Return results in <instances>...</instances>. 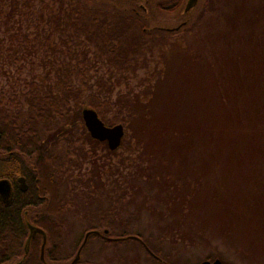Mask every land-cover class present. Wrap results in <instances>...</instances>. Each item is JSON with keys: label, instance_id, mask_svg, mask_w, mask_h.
Masks as SVG:
<instances>
[{"label": "rangeland", "instance_id": "rangeland-1", "mask_svg": "<svg viewBox=\"0 0 264 264\" xmlns=\"http://www.w3.org/2000/svg\"><path fill=\"white\" fill-rule=\"evenodd\" d=\"M91 1L118 10L132 7L147 23L148 29H179L188 18L194 23L202 13L204 16L200 23L191 25L194 32L185 43L164 55L153 52L141 56L134 71L119 73L97 60L91 49L85 50L88 59L83 61V66L89 83L93 84L100 76L109 80L113 85L111 101L125 94L133 98L138 96V112L152 106L151 113L150 110H147L149 113L145 112V116L152 119L141 114L138 119L145 118L144 123L137 121L132 126L134 129L130 126L126 139L128 145H122L110 154L102 143L86 141L81 146V140H77L73 145L81 146L84 151L77 158L73 155L69 157L71 166H65L63 172L66 183L62 187L66 195V252L69 253L77 243L79 248L86 235L82 224L85 220L82 221L79 215L83 212L81 191L88 193L89 190L92 199L87 200L85 207H90L94 216L100 217V212L107 213L111 208L110 217L116 216L115 220L120 224L129 223L128 231L138 232L152 241L162 236V254L173 263L200 264L208 261L213 264V261L219 260L221 264H264V209L255 211L253 200L248 196L255 193L257 184L264 180V154L257 152L258 159L253 158L250 151L240 153L243 157L229 155V143L225 145V142L215 139L214 144L209 146L210 139L203 138L206 144L203 147L201 139L187 136L182 130L199 124L205 131L206 122L213 118H221L228 123L230 112L243 108V102L238 100L221 101L225 90L214 83L223 72L226 82L237 88L239 86L234 82L233 72L240 70L243 76L251 79L257 70L262 71L264 43L260 41H263L264 22L255 21L251 25L253 17L249 14L250 9L256 8L259 3L256 0H198L191 10L185 12L188 0H183L177 12L166 13L156 5L171 0ZM211 8L212 11H209ZM55 12L52 0H0V89L7 101L13 96L22 100L28 91L25 84L29 82H35L39 90L44 91V85L52 81L56 65L60 63L56 61L68 60V49L65 47L72 49L73 46L68 40V33L62 34L51 21L50 16ZM225 33L227 38L222 39ZM211 35L213 42L209 40ZM190 47L198 51L200 48L207 62L210 60L215 68L196 64L194 56L186 54ZM222 48L229 58L227 70L214 59L216 56L220 59L223 57ZM79 58L78 55L77 60ZM75 62L79 65L82 59ZM247 92L252 94L248 95L250 99L260 101L258 90ZM245 94L240 96L247 100ZM117 111L112 107L106 114V120L110 121ZM254 124L259 125L260 129L264 127V121L259 123L258 119ZM172 126L184 136L176 133L179 136L170 138L174 142L170 144L164 136L159 135V131L162 133L165 128L173 130ZM261 131L264 132V128ZM230 133L239 138L242 131L230 129ZM255 141L257 147L264 149L263 138L256 136ZM211 156L219 160L220 167H216V160L209 163ZM229 157L241 158L237 161V167L233 166L232 160L225 159ZM194 160L198 161L195 166ZM247 163L249 169H243L241 165ZM195 174L200 177L198 184H192L187 189L193 193L194 187H197L194 196L184 191L187 185L181 188V184L185 183L180 181L188 177L191 183L190 178ZM148 175L155 179L153 184L148 183ZM88 180L92 185H98L87 189L85 185ZM211 184L216 188L215 193L221 192L212 198L216 202L201 197L202 190ZM97 188L103 189V194H97ZM242 199L248 202L243 215L245 219L252 220L232 218ZM215 205L229 206L230 211L223 213L219 208L214 210ZM105 231L101 229L97 232L112 241L114 238L104 235ZM75 254L76 251L72 257ZM122 255L128 264H153L142 251H123ZM81 258L91 264H122L112 246H105L99 241L90 243L84 253L81 251Z\"/></svg>", "mask_w": 264, "mask_h": 264}, {"label": "trees", "instance_id": "trees-1", "mask_svg": "<svg viewBox=\"0 0 264 264\" xmlns=\"http://www.w3.org/2000/svg\"><path fill=\"white\" fill-rule=\"evenodd\" d=\"M52 1L56 7V14L50 16L52 18L51 21H53L55 28L60 30L62 34L68 33V40L73 48L65 47L68 49L69 58L66 62L62 60L56 61V63H60L56 65L52 81L44 85V91H40L38 84L35 82H29L25 84L28 87V91L24 94L22 100L13 96L7 101L0 89V146H2L1 149L4 151H17L23 154L33 153L39 159L37 161L39 164L36 176L38 184L32 186L31 191L25 195H31L33 199H36V189H38L40 195L47 197V204L34 208V212L37 214L36 225L42 229L46 237L44 258L45 261L51 264H64L72 258L73 253L78 249V243L74 245L69 253L64 248V230L67 225L64 219L66 214L64 197L66 195L62 190V187L66 184L63 180L64 167L67 166L68 168L71 166L69 162L72 161L71 159L69 160V157L72 158L71 156L73 155L77 158L84 151L81 148L83 144L87 142L91 144L99 143L93 140L86 130L82 120V110L85 108L94 110L106 126L122 125L125 130L121 143L122 146L127 144L126 139L129 137L128 130L130 126H134L137 121L144 123L145 118L143 120H139L138 118L143 113L144 117H146L145 112L149 113L147 110H150L151 113L152 109V106L150 109L144 107V111L138 112L140 100L137 99L138 96H134L136 99L134 101V98L130 94L117 96L114 101H111L113 85L109 80L103 79L101 76L93 84H90L87 79V71L83 66V61L88 59L87 51L85 50L91 49L93 56L97 60L108 64L110 68L119 73L134 71L141 56L153 52L164 55L168 50L172 51V49L178 48L179 45L185 43L188 36H191L194 32V26L191 27V25L200 23L204 13L199 17V20H193L194 23L188 18L185 23L183 22L179 26L180 28L177 31L168 32L162 29H148L147 23L132 10V7L128 10H118L109 6L93 4L91 0ZM128 1L131 2L132 0ZM256 2L259 5L249 11V14L253 17L251 25H254L255 21L258 23L264 22V18L262 19L264 0H256ZM133 3L130 5H133ZM182 4L183 0H171L158 3L156 6L163 12L175 13L181 8ZM209 11H212V8ZM225 34L226 36L222 39L227 38V33ZM262 39L263 41H259L264 43V30ZM209 40L213 42L212 35L209 36ZM0 44H2V41H0ZM198 49L199 51L191 48L186 54L191 53L196 60V64L199 63L203 67H205L204 64H207L209 67L213 66L215 68L210 60L207 62L200 48ZM75 50H77L76 53ZM225 52L226 50L222 48L223 57L220 59V57L216 56L214 59L217 62H221L223 68L227 70L229 58L226 54L227 52ZM78 55L82 59L79 65L78 62L73 63L80 59L77 60ZM211 58L213 57L211 56ZM218 78L215 79L214 85L225 90L221 101L226 103L231 100H238L243 102V108L230 112V115L227 116L228 123H224L221 118L220 120L213 118L206 122L205 131L199 124H194L182 130L187 136L201 139L203 147L206 145L203 138L210 139L209 146L214 144L215 139H217V141L225 142V145L229 143V151L227 152L229 155L243 157L240 153L250 151L251 156L258 159L259 156L257 157L256 155L258 154L256 153L261 152V154H264V149L256 146L255 138L258 136L264 140V132L261 131L264 127L260 129V126L255 125L254 121L257 119L259 123L264 121V67L262 71L257 70V74L253 73L251 79H249V76H243L240 70L233 72L234 82L239 86L237 88L233 84L226 82L223 72ZM253 90L259 91L260 101L256 102L255 99L248 97V95L252 96V94H248L247 91L251 92ZM244 93L248 97L247 100H244L245 97H242V95L240 96V94ZM112 107L118 110L117 115L112 117L110 121H107L106 114ZM147 117L152 119L150 116ZM132 128L134 129V127ZM230 129L242 131V134L239 138H236L231 135ZM162 131V133L159 131V135L164 136L165 141L170 142V144L174 143L170 138L179 135L184 136L181 132L175 131L174 128L173 130L165 128ZM77 140H81V146L73 147ZM209 146L208 148L210 149ZM224 148L227 151L226 147ZM107 152L110 154L115 151L111 152L108 150ZM209 152L212 153L210 150ZM240 157L225 159L232 160L233 166L237 167V161L241 159ZM43 158L48 162L47 165L44 164L43 166ZM208 160L209 163L215 160L216 162L219 161L218 159H213L212 156ZM193 163V166H195L198 161L194 160ZM217 166L220 167L219 162L216 164ZM246 166L248 167L249 164L241 165L243 169H249ZM191 177L190 180L193 183L192 181L191 183L188 182L189 178L187 177L186 180L180 181V183H185L184 185L181 184V188L183 189V186L187 185L184 191L195 196L194 192L197 190V187L193 186L195 188L193 193L190 189L188 191L187 189L192 184H198L200 177L196 176V174ZM147 179L149 184L155 182V179L151 175H148ZM93 185L88 180L85 187L90 189ZM97 185L95 184L94 187ZM259 185L263 187L260 186L258 188ZM256 187L257 191L248 196L253 200L255 211L259 212L260 209H264V180H262V183L257 184ZM87 191L88 193L81 191V199L83 201L80 200L83 205L81 208L83 212L79 216L82 221L83 219L85 220L82 222L84 227L83 233L103 229L107 230V236L121 240L113 242L105 239V237L101 238L91 235L82 249V253H84L90 243L99 241L105 246L110 244L122 264H128L125 262L122 252L129 250H133L134 252L142 251L145 258L153 264H176L163 256L161 250L163 244L162 236L155 237L153 239L155 243H153L152 240L143 238L138 232L128 231L129 223L124 222L120 224L115 220L116 216L114 218L110 217L111 211L109 210L111 208L107 210V213L100 212V217L94 216V212L90 211L91 208L85 207L88 203L87 200L92 199L89 196V190ZM96 192L97 194H103V189L97 188ZM215 192L216 188L211 184L202 190L201 197L216 202L212 198L217 197V194L219 195L221 192L220 190L217 193ZM121 200L123 201L124 198L122 197ZM242 201L237 209V213L232 218L234 220L242 218L243 221L252 220L251 218L245 219L243 213L248 208V202L245 199H242ZM244 202L247 204H244ZM215 206L214 210H218L219 208L223 213L230 211L229 206ZM242 208H244L243 212L240 211ZM14 217L11 219V214L9 213L0 217V263L4 259L16 258L18 264H43L40 260L41 239L38 237L32 239L29 244L28 253L26 254L24 248L27 242V232L21 222L19 210L14 214ZM2 234L5 236L2 237ZM129 237H137L139 240L137 241ZM125 258L128 257L126 256ZM77 264L91 263L85 262L81 258Z\"/></svg>", "mask_w": 264, "mask_h": 264}, {"label": "flooded vegetation", "instance_id": "flooded-vegetation-1", "mask_svg": "<svg viewBox=\"0 0 264 264\" xmlns=\"http://www.w3.org/2000/svg\"><path fill=\"white\" fill-rule=\"evenodd\" d=\"M102 144L107 147L106 143ZM1 148L2 146H0V217L9 213L11 214V219L15 218L14 214L19 210L22 219L21 222L27 232L26 239H28L30 234H33L31 240L37 237L40 238V260L43 264H51L45 261L44 258L45 244L43 246V241L44 239L46 240V237L37 231L42 229L36 225L37 214L34 212L35 207H40L42 204L48 203L46 201L47 197L40 195L38 189H36V199H33L31 195H25L31 191L32 186L38 184V178L36 176L39 164L37 161H39V159H37L33 153L23 154L17 151H4ZM42 164L43 166L44 164H48L45 158L42 159ZM89 232L97 231L94 230ZM3 236L5 235L2 234V237ZM96 236L101 238L104 237L101 234ZM25 253L27 254L28 251H25ZM74 257L75 255L66 264H70ZM0 264H18V262L16 258H10L4 259Z\"/></svg>", "mask_w": 264, "mask_h": 264}, {"label": "water", "instance_id": "water-1", "mask_svg": "<svg viewBox=\"0 0 264 264\" xmlns=\"http://www.w3.org/2000/svg\"><path fill=\"white\" fill-rule=\"evenodd\" d=\"M198 0H188L185 6L184 11L187 12L189 10H191L195 4L197 3ZM178 28L173 29V30H168V32H173V31H177ZM82 120L84 122V126L86 128V130L88 131L90 137L99 142V143H106L108 150L113 152L116 151L122 142V139L124 137L125 131H124V127L120 124L118 125H114L112 127H108L105 126V124L99 119L97 113L92 110V109H88L85 108L82 110ZM39 233H41L44 237V232L42 230H37ZM107 233V231H105V234ZM99 232H89L85 235L84 240L81 244V246L78 248L74 259L72 260V262L70 264H75L76 262H78L80 260V253L83 249V247L85 246L87 239L89 236L91 235H99ZM33 234H30L26 245H25V251L27 252L29 249V244H30V240ZM132 239H137V238H133V237H129ZM121 239L116 238V239H112L113 242L116 241H120ZM45 244V239L43 241V246ZM200 264H211L208 261H203ZM213 264H221L219 260H215L213 261Z\"/></svg>", "mask_w": 264, "mask_h": 264}, {"label": "bare ground", "instance_id": "bare-ground-1", "mask_svg": "<svg viewBox=\"0 0 264 264\" xmlns=\"http://www.w3.org/2000/svg\"><path fill=\"white\" fill-rule=\"evenodd\" d=\"M92 231H94V230H92ZM104 235H108V233H106V234H104Z\"/></svg>", "mask_w": 264, "mask_h": 264}]
</instances>
